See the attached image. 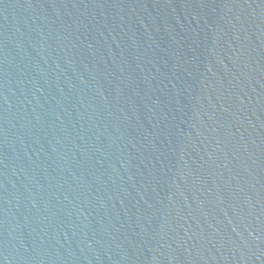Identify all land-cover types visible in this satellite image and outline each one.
<instances>
[{
  "label": "water",
  "instance_id": "1",
  "mask_svg": "<svg viewBox=\"0 0 264 264\" xmlns=\"http://www.w3.org/2000/svg\"><path fill=\"white\" fill-rule=\"evenodd\" d=\"M0 264H264V0H0Z\"/></svg>",
  "mask_w": 264,
  "mask_h": 264
}]
</instances>
